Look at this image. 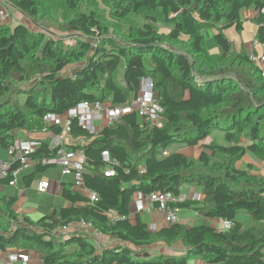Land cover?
<instances>
[{
	"label": "trees",
	"instance_id": "trees-1",
	"mask_svg": "<svg viewBox=\"0 0 264 264\" xmlns=\"http://www.w3.org/2000/svg\"><path fill=\"white\" fill-rule=\"evenodd\" d=\"M0 1L33 26L9 27L0 21V150L11 146L19 132L59 134L60 127L43 122L46 114L62 117L81 102L126 104L142 78L153 81L162 107L159 125L130 114L95 135L72 120L68 136L86 141L81 147L84 188L95 192L98 201L89 203L73 183L61 184L67 206L31 219L16 212L14 197L1 196L0 252H34L41 264H184L191 257L210 264H263L264 177L236 164L246 152L264 156V76L249 52L232 50L225 32L242 30V11L253 9L255 40L264 45V0ZM85 2H93L95 10L81 11ZM50 4H60L73 17L58 22L48 13ZM132 16L142 17L141 27L130 24L123 35L110 32L109 25ZM206 31L212 32L215 52L206 47ZM71 66L72 75H65ZM216 131L224 144L217 142ZM208 138L211 142L201 146L197 159L177 152L162 155L173 144L197 147ZM102 151L116 162L112 177L102 174ZM56 152L41 142L31 156L33 171L18 187L27 188L35 174L55 167ZM9 180L0 179V186ZM186 185L200 188L203 198L178 206L202 216L200 225L178 222L150 231L139 215L134 223L129 220L136 194L177 196ZM240 211L257 225L244 228L236 221ZM107 213L125 219L111 221ZM211 220L233 225L220 232L209 225ZM79 222L116 246L99 251L79 232L54 239V232ZM177 244L186 250L179 259L132 257L137 250Z\"/></svg>",
	"mask_w": 264,
	"mask_h": 264
},
{
	"label": "built area",
	"instance_id": "built-area-1",
	"mask_svg": "<svg viewBox=\"0 0 264 264\" xmlns=\"http://www.w3.org/2000/svg\"><path fill=\"white\" fill-rule=\"evenodd\" d=\"M0 21L4 24L8 20V8L9 5L0 1ZM5 6V7H3ZM6 8V10L4 9ZM261 14L264 15V6L261 9ZM257 44V41L253 42V45ZM249 60L256 66L264 64V56H258L253 50L248 53ZM73 71L66 70L65 75H72ZM264 75V71H262ZM161 98L155 91L154 83L150 78H142L140 80L138 93L129 102L120 106H105L99 102L88 103L81 102L75 107L70 108L66 114L62 117H58L53 114H46L43 117V122L46 126H58L61 128L59 134H54L49 144L51 149H57L56 158L52 161L55 166L60 169L62 177L72 175L73 185L75 190L84 192L87 196L89 203L93 204L98 201V195L90 190L84 188L82 171L85 162L84 153L81 147L85 145V140L82 138L72 139L68 136L71 128L72 120H76L77 125L83 130L88 131L90 134L95 135L103 128L95 130V124L102 118V111L107 109V125L112 126L116 124L120 119L126 115L135 114L142 121L149 125H159L162 114V107L160 105ZM47 132L45 129L42 133ZM41 145V141L38 139H31L28 137L18 138L11 146L5 150L6 158L0 159V179L7 176L10 177L8 185L10 187L18 186V178L21 171L27 170L31 165V156L35 153L36 149ZM67 145L74 147L75 149L66 148ZM162 155H167L166 151H162ZM101 159L105 165L102 170V174L105 177H112L115 175L113 165L116 164L115 160L110 157L108 151L101 152ZM17 164V168L12 169V166ZM142 169V168H141ZM143 170V169H142ZM49 183L40 181L37 184L36 192L38 194L47 193ZM187 198L182 195H174L170 192L165 193H151L148 195L138 194L133 198L132 210L129 216V220L135 215L145 216L149 215L152 208L155 207L162 217V222L165 225L176 224L180 221L181 210L178 204L184 202ZM191 200L199 201L200 196L194 195ZM107 218L113 220H124L125 217L115 215L113 213H107ZM232 222L221 221L218 226V230L221 232L228 231L232 227ZM148 229L154 231L156 224H151ZM75 232H84L86 235L90 233L93 239H97L100 235L90 224L86 222H79L70 226H64L57 230L53 235L56 237H65L68 234ZM29 255L22 252H15L9 254L6 260L0 264H28Z\"/></svg>",
	"mask_w": 264,
	"mask_h": 264
},
{
	"label": "crops",
	"instance_id": "crops-1",
	"mask_svg": "<svg viewBox=\"0 0 264 264\" xmlns=\"http://www.w3.org/2000/svg\"><path fill=\"white\" fill-rule=\"evenodd\" d=\"M8 11L11 12L14 10H12L11 8H8ZM255 14L256 13L253 9L242 11L241 13L242 30L235 32L233 35L236 41L235 47L238 50V52L240 50H243L247 53L253 50L258 56H264V45H261L259 43L253 45V42L256 41L255 40L256 26L252 22V19L254 18ZM9 19H10V16L8 17V20ZM14 23H18V22H14ZM209 51L215 52V48L213 47ZM260 68L262 69V71H264V64L260 65ZM105 127H108V126H105ZM40 133L45 134V135H41L39 133L30 134L27 132H19L17 137L18 138L28 137L31 139H38L41 142H44L49 145L51 143V140L54 134L49 131L45 133H42V132ZM210 142H211V139L208 138L203 143L199 144L197 147H191V148L175 144V145L169 146L171 147V152H169L168 150L169 147L166 148L165 151L167 154L177 152V153H181L185 155L186 157L197 159L198 155L200 154L201 146L204 144H209ZM197 148L199 150H197ZM5 158H6L5 150H0V159H5ZM236 167L240 170L246 171L249 175L264 177V156L262 159H260V158L255 157L251 153L246 152L245 155L242 157V159L236 164ZM33 169H34V165L32 163V165L27 170H24L25 171L23 172L24 174L22 173V171L20 172L18 181H20L22 177L30 174L33 171ZM34 178H35V175H34ZM72 180H73V177L71 174L65 177H62L61 174L59 173L56 181L40 178L36 182V184H34L35 185L34 186L35 196H38V195L45 196V197L50 196V195L58 196L60 198V201H58V204L60 205L59 207L48 206V207L40 208L41 206H39V207L33 208L31 206H28L27 201H29L28 200L29 198H28V195H26L25 191L29 190L33 186V181L30 182V185L27 188H19L18 186L15 188V187H10L9 185L0 186V197L1 196L14 197L16 201L14 209L16 210V212L20 215L24 214L25 216L30 217L31 219H36L42 216V213L44 211H47V210L52 211L54 208H60V207L67 206L66 201H64L60 196V188H61L60 186L61 184H70V183L72 184L73 183ZM40 181H45L49 183L47 193L45 194H38L36 192L37 184ZM7 187L13 188L14 192L12 194H8L6 192ZM82 193L85 196H87L84 192ZM181 194L184 195L189 200H191V197H193L194 195H199L200 200L203 198L201 189L196 186H187V185L183 186L181 189ZM137 196L138 194L135 195V197ZM131 210H132V203H131ZM140 217L145 222L147 227H149L151 224H156V229L154 231L159 230L160 228L166 226L165 224H163L162 217L155 207L152 208V211L149 215L140 216ZM179 217H180L179 223L183 225H188V226H198L199 220H200V224L205 221V219L202 216H200L197 212L190 210V209L182 210ZM130 221L134 223L135 217H132ZM236 221L245 226L257 225L250 221V217L244 211L238 212L236 216ZM220 223H221V220L209 221V225L212 226L217 231H219L218 226L220 225ZM83 233L84 232H82L81 234ZM86 236L87 238L92 240L93 244L98 248L99 251H102L104 249H108L111 247H115L117 244L113 239L104 237L101 234L98 237H96L97 239H93L90 233H87ZM142 250L134 251L133 255H136L137 257H139V259H136V260L146 261L151 258L157 257L159 255H165V256L175 257L176 259L177 258L179 259L181 257H184L186 254V250L180 244L174 245L171 248H164L162 246H151L147 248V250L145 251H142ZM15 252H18V251L13 248L7 249L5 252H0V263L4 262L6 260V257L9 254H13ZM27 254L29 255L28 264H41L39 257L34 252H27ZM262 260L264 264V253L262 256ZM184 264H210V263L205 262L201 258L191 257Z\"/></svg>",
	"mask_w": 264,
	"mask_h": 264
},
{
	"label": "rangeland",
	"instance_id": "rangeland-1",
	"mask_svg": "<svg viewBox=\"0 0 264 264\" xmlns=\"http://www.w3.org/2000/svg\"><path fill=\"white\" fill-rule=\"evenodd\" d=\"M93 6H94L93 2H85L82 4L80 10L86 11V12L89 10H95ZM3 7H5V6H3ZM4 9L6 10V8H4ZM48 10H49L48 13L50 14V16L52 18L56 19L58 22L66 21V20L73 17V13L66 11L60 4H50L48 6ZM96 12L99 14V16L101 18H103V12H101V11H96ZM8 16H10V19L5 22L7 26L12 27L15 24L14 22H18V23L25 24L28 28L33 29V26L30 23V21L26 17L21 15L20 13H18L16 11H11V12L8 11ZM143 23H144V20L142 19V17H140V16H134L133 17L132 16L129 18V21H127V22H120L118 24L109 25V29H110L111 33L114 31V32H118L120 35H123L127 32L128 26L130 24L133 27L138 28V27H141ZM235 32H237V31H235L233 28H230V29L226 30L225 34L232 43V50L238 52V50L235 47L236 41H235V38L233 36ZM204 34H205V39H206L205 40L206 47L208 50H210L211 48L214 47V44L212 41V32L206 31ZM239 48H240V46H239ZM72 68H73V66L67 68V70H70ZM119 72L121 74L122 68H120ZM106 125H107V109H104L102 111V118L100 119V121H98L95 124V130H98L100 127H105ZM30 134H35V133H30ZM39 134H41V133H39ZM41 135H45V134H41ZM215 138L219 144H224L223 136H222V133L220 131H216ZM173 145H175V144H173ZM168 150H169V152H171V147H169ZM197 150H199V149L197 148ZM23 172H25V171H22V173ZM59 173H60V169L55 166L53 168H49V169L45 170L44 172H40V173L35 174L33 186L29 190L25 191L26 195H28V198H29L28 199L29 201H27L28 206H31L33 208L39 207V206H41L40 208L48 207V206H55V207L60 206L58 204V201H60V198L58 196L50 195V196L45 197V196H39V195L35 196V194H34V190H35L34 184H36V182L40 178L56 181ZM6 192L8 194H12L14 192V190H13V188L7 187ZM199 224H200V220H199ZM242 226L247 229L250 225H247V226L242 225ZM54 239L58 240V238H56V237H54ZM87 239L90 243H93L91 239H89V238H87ZM133 258L139 259V257H137L136 255H133Z\"/></svg>",
	"mask_w": 264,
	"mask_h": 264
}]
</instances>
